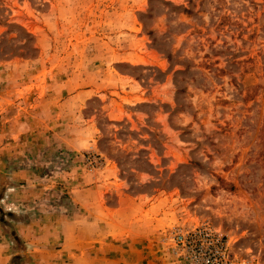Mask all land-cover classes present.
Masks as SVG:
<instances>
[{
	"label": "rangeland",
	"instance_id": "1",
	"mask_svg": "<svg viewBox=\"0 0 264 264\" xmlns=\"http://www.w3.org/2000/svg\"><path fill=\"white\" fill-rule=\"evenodd\" d=\"M117 182L157 201L167 264H201L178 237L204 227L264 264V0H0L5 264L38 262L21 227Z\"/></svg>",
	"mask_w": 264,
	"mask_h": 264
},
{
	"label": "crops",
	"instance_id": "2",
	"mask_svg": "<svg viewBox=\"0 0 264 264\" xmlns=\"http://www.w3.org/2000/svg\"><path fill=\"white\" fill-rule=\"evenodd\" d=\"M103 186L96 183L77 190L83 209L78 217L46 215L45 229L36 231L30 225L19 229L21 237L39 245L33 251L37 264H167L149 240L168 224L157 201L132 196L117 182L112 185L117 201L109 205ZM91 194L94 197L89 198ZM7 261L8 246L0 242V264Z\"/></svg>",
	"mask_w": 264,
	"mask_h": 264
},
{
	"label": "built area",
	"instance_id": "3",
	"mask_svg": "<svg viewBox=\"0 0 264 264\" xmlns=\"http://www.w3.org/2000/svg\"><path fill=\"white\" fill-rule=\"evenodd\" d=\"M178 239L190 250V254L200 258L201 264H229L222 236L209 227L193 231L183 238L178 237Z\"/></svg>",
	"mask_w": 264,
	"mask_h": 264
},
{
	"label": "trees",
	"instance_id": "4",
	"mask_svg": "<svg viewBox=\"0 0 264 264\" xmlns=\"http://www.w3.org/2000/svg\"><path fill=\"white\" fill-rule=\"evenodd\" d=\"M18 256H19V254L18 255H15L14 257L17 258Z\"/></svg>",
	"mask_w": 264,
	"mask_h": 264
}]
</instances>
